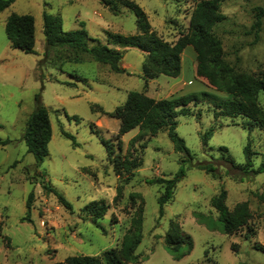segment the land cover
Masks as SVG:
<instances>
[{
	"label": "rangeland",
	"instance_id": "rangeland-1",
	"mask_svg": "<svg viewBox=\"0 0 264 264\" xmlns=\"http://www.w3.org/2000/svg\"><path fill=\"white\" fill-rule=\"evenodd\" d=\"M135 1L168 41L187 32L196 2ZM258 7L264 8V0H223L221 11L226 18L213 27L225 59L241 71L264 69V17L258 36L252 28ZM12 12L35 17V53L11 46L5 22ZM44 12L60 14L65 30L79 28L84 22L90 36L101 43L107 42V30L136 32L132 10L121 6L114 13L102 0H15L0 13V264H52L76 254L100 255L120 245L140 202L144 222L136 249L139 264H264V173L241 172L221 158L220 149L228 147L237 163H245L244 147L250 142L254 167H258L264 153V130L249 132L241 117L216 119L207 101L192 105L191 114L177 118L176 131L194 153L192 162L212 161L217 176L188 161L185 176L161 214L158 199L165 185L149 180L175 176L181 154L175 151L167 130L139 138V128L119 134L120 121L110 112L133 90L156 99L182 94L172 87L178 78L161 75L146 83L142 77L144 53L137 48L124 50L120 62L124 72L113 71L88 53L80 55L81 61H69L67 51L48 48ZM187 69L185 73L194 82L190 92H214L200 90L202 82L194 68ZM37 95L49 108L52 123L49 153L41 164L23 138ZM259 101L264 108V92ZM63 129L74 135L77 144ZM211 129L213 134L204 142L203 136ZM105 141L114 143V155L141 158L142 164L117 174ZM222 189L227 191L230 209L246 201L253 213L247 225L233 234L220 230L219 213L211 205L212 196ZM93 200L109 205L98 220L82 211ZM171 220L178 221L193 239L192 250L179 260L164 243Z\"/></svg>",
	"mask_w": 264,
	"mask_h": 264
},
{
	"label": "trees",
	"instance_id": "trees-1",
	"mask_svg": "<svg viewBox=\"0 0 264 264\" xmlns=\"http://www.w3.org/2000/svg\"><path fill=\"white\" fill-rule=\"evenodd\" d=\"M15 0H0V13ZM114 13L120 12L124 6L132 10L136 16V32L121 33L106 31L107 42L101 43L98 38L90 36L85 23L73 30L63 28L60 14L44 12L43 30L48 48H59L68 52L69 61H81L82 53L90 54L95 60L110 65L116 72H124L120 62L124 57V50L137 48L144 53L142 62V77L147 83L161 75L178 77L182 69V54L188 45H192L196 52L194 60L195 76L212 91L188 92L176 94L169 98L156 99L143 91H130L126 101L110 112L111 116L120 121L119 134L139 128L136 138L146 135L155 136L162 130H167L174 144L176 152L180 153L181 167L172 178L157 177L150 179V183L164 184L165 188L158 202L160 213L163 214L165 204L172 199L177 183L185 176V164L193 160L194 153L186 145L185 139L176 131L177 118L180 115L192 113L191 106L207 101L212 105L214 117H241L243 125L249 132L255 128L264 130V108L259 101V95L264 92V69L258 72H247L236 69L225 59L221 39L214 33L213 27L223 21L226 15L221 11L223 0H196L187 32L180 33L175 41H168L160 35L150 23L147 12L135 0H102ZM264 17V8L258 7L252 28L258 36ZM5 31L13 48L26 53H35L36 26L32 14L12 12L6 19ZM94 42V44H90ZM37 105L29 115L23 138L28 151L37 163H43L48 155V144L52 138V123L49 108L42 102L41 95L36 96ZM200 113H198V117ZM63 134L72 138L73 134L62 130ZM213 134L209 130L203 136V141ZM7 143L8 141H4ZM134 142V139H132ZM131 142V143H132ZM108 155L111 157L114 170L121 175L142 164V159L130 156L114 155L115 147L112 141H105ZM221 158L231 166L249 174L264 173V153L258 167H254L251 144L244 147L245 163H237L229 152L228 147L221 146ZM194 166L217 176L218 168L212 161L196 162ZM221 176V175H220ZM219 176V177H220ZM121 190H118V195ZM139 194H132V197ZM30 194L27 207L31 206ZM66 206L70 203L60 196ZM227 191L222 189L212 196L211 205L218 211L220 230L225 234H233L247 225L253 213L246 201L238 202L232 209L226 203ZM135 203V200H134ZM109 205L103 200H93L87 203L82 211L93 220L102 218L108 211ZM144 222V205L140 202L135 208L131 224L126 230L119 246L104 250L100 255L76 254L52 264H139L140 258L136 249L142 240ZM164 243L175 259H181L193 248V239L185 232L180 223L171 220L164 235ZM236 250L237 245L233 244ZM196 264V263H188Z\"/></svg>",
	"mask_w": 264,
	"mask_h": 264
},
{
	"label": "crops",
	"instance_id": "crops-1",
	"mask_svg": "<svg viewBox=\"0 0 264 264\" xmlns=\"http://www.w3.org/2000/svg\"><path fill=\"white\" fill-rule=\"evenodd\" d=\"M195 58H196V52H195L194 48L192 47V45H188L185 48V50H184V52L182 54V69H181V73H180V75L178 77H176V79L177 78L178 79L173 82V86H172L175 89H179L180 91H183L182 94L190 92L188 90V88H189L190 85L194 84L192 78L189 77L185 73L184 69L190 68V66L193 69V64H194ZM184 64H185V66H187V64H188V66L185 67ZM199 87H200V90H204L205 88L208 89L206 87V85H204L203 83H201V85H199ZM177 94L179 95V93H177Z\"/></svg>",
	"mask_w": 264,
	"mask_h": 264
}]
</instances>
